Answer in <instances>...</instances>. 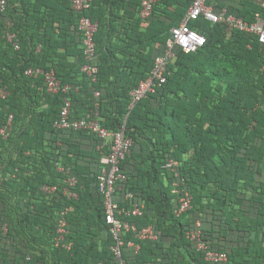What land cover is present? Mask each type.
Instances as JSON below:
<instances>
[{
  "label": "trees",
  "instance_id": "1",
  "mask_svg": "<svg viewBox=\"0 0 264 264\" xmlns=\"http://www.w3.org/2000/svg\"><path fill=\"white\" fill-rule=\"evenodd\" d=\"M5 1L0 89L7 94L0 98V130L12 119L0 135V264L114 263L96 185L109 144L87 130L54 128L65 95L47 93L43 74L26 76L27 69L52 70L68 86L71 119L97 112L102 127L131 140L113 202L124 210L144 207L141 216L115 217L137 229L151 226L159 237L121 233L127 264H264V45L257 37L199 17L190 28L205 44L189 53L175 46L165 82L131 106L130 92L149 77L194 0H159L146 20L139 17L142 0H92L79 12L65 0ZM212 6L247 23L256 14L264 18L256 0ZM81 17L97 23L90 60L78 30ZM6 21L18 50L3 39ZM85 64L96 67L94 82L81 71ZM169 160L178 164L177 177L165 168ZM43 186L55 190L43 192ZM65 189L77 197L68 198ZM185 193L190 208L177 216ZM61 218L67 233L56 246ZM196 222L202 241L226 262L205 261L187 239Z\"/></svg>",
  "mask_w": 264,
  "mask_h": 264
},
{
  "label": "built area",
  "instance_id": "2",
  "mask_svg": "<svg viewBox=\"0 0 264 264\" xmlns=\"http://www.w3.org/2000/svg\"><path fill=\"white\" fill-rule=\"evenodd\" d=\"M71 5L72 10L79 12L89 8L92 0H65ZM159 0H142L139 17L142 20L149 18L152 12V8L156 2ZM215 0H194L189 8L187 9L183 19L180 21L177 27L171 29V38L167 41L163 54L155 59L154 65L151 69L149 77L141 81L137 88L130 92L131 106L139 101L141 98L145 97L148 93H153L155 87L165 82V74L167 69V64L174 57V47L178 46L185 53L195 52L205 44V38L199 34L194 29L190 28L191 23L197 20L199 17L212 22V23H224L229 28L239 30L242 32L254 34L259 43L264 45V19L261 18L259 14L255 15V19L252 23H247L242 20V18L235 17L231 14H227L223 9L220 12H215L212 6ZM6 1L0 0V13H4L6 8ZM12 23L6 21L4 25V30L2 32L3 39L11 44L15 50H18L19 46L16 43L15 35L10 31ZM78 30L82 32V44L84 46V54L87 60H90L94 56L95 44L93 41L94 34L97 30V23L91 22L86 17H81L78 21ZM81 71L84 72L91 81H95L96 67L85 64ZM36 74H43L44 85L47 93L63 94V103L60 107L58 118L54 121L53 127L62 130H87L99 139L108 142L110 153L109 155L102 159V163L105 167L101 170L99 176L97 177V189L103 198V205L105 209V220L108 225L111 226V233L114 239V244L110 246V251L114 258L113 264H127L121 257V248L123 242L120 239L121 233L131 232L134 234V238L137 240H151L155 241L159 237V232L151 227H145L142 229H137L134 226L122 221L118 216H141L143 205L133 204L128 210L118 209V206L113 202V196L115 193L117 182L125 180V175L120 171V162L129 153L132 142L130 139L125 138L123 132L112 133L102 127L98 120V113L94 112L95 115L92 119H71V102L66 96L68 93V86H63L60 81L55 77L54 72L51 70L49 72H43L40 69H27L25 71L26 76H32ZM6 92L0 89V98L6 96ZM99 92H94V97L97 98ZM12 116H9L6 127L0 130V135L5 136L6 131L10 129ZM178 164L176 161L169 160L165 165V168L170 172L174 173L177 177L178 173L176 171ZM62 171V168H59ZM69 172V170H67ZM76 179L74 177L68 178V185L74 186L76 184ZM174 186H178V183H174ZM43 192L54 191L55 188H49L43 186L41 188ZM64 193L68 198H76V194L71 193L68 189H65ZM126 198L132 199L131 194H127ZM191 197L185 193L178 199V206L174 213L178 216L181 213L187 211L190 208ZM65 213H62V216ZM66 222L64 218H61L58 222L57 237L55 238V245L59 246L63 243L64 237L67 233L65 229ZM4 233L7 231L6 227H3ZM186 237L189 241L196 245V249L204 253V260L211 263H223L226 262L227 258L224 253L213 251L208 249V246L202 241V235L200 231V223L196 222L194 228L188 230ZM128 247L134 250V253L139 251V247L134 245L132 242L127 244ZM66 247V246H64ZM67 248V247H66ZM98 264H104L99 262Z\"/></svg>",
  "mask_w": 264,
  "mask_h": 264
},
{
  "label": "crops",
  "instance_id": "3",
  "mask_svg": "<svg viewBox=\"0 0 264 264\" xmlns=\"http://www.w3.org/2000/svg\"><path fill=\"white\" fill-rule=\"evenodd\" d=\"M262 8H264V0H256ZM262 18V17H261ZM264 19V18H262Z\"/></svg>",
  "mask_w": 264,
  "mask_h": 264
}]
</instances>
